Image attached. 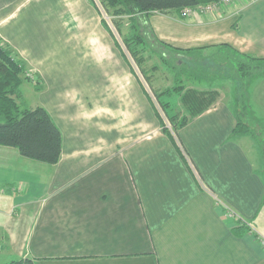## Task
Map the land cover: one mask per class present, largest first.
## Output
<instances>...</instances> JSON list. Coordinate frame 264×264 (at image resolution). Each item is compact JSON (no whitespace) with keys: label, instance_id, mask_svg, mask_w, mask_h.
<instances>
[{"label":"crops","instance_id":"0c3cea01","mask_svg":"<svg viewBox=\"0 0 264 264\" xmlns=\"http://www.w3.org/2000/svg\"><path fill=\"white\" fill-rule=\"evenodd\" d=\"M101 14L91 0H0V38L39 74L34 107L63 140L56 164L0 145V263L264 264V156L234 131V87L213 85L223 98L172 138ZM145 16L172 47L264 58V0ZM252 84L264 126V76Z\"/></svg>","mask_w":264,"mask_h":264},{"label":"trees","instance_id":"16d2710c","mask_svg":"<svg viewBox=\"0 0 264 264\" xmlns=\"http://www.w3.org/2000/svg\"><path fill=\"white\" fill-rule=\"evenodd\" d=\"M218 1L220 0H101V3L110 12L111 8L114 9V15L130 16V21L133 23L132 28L136 29V18L141 14L149 15L153 12L165 14L170 11L180 14L183 9ZM91 2L96 4L93 0ZM103 24L111 32L105 20H103ZM111 35L114 36L113 32ZM114 40L118 46L117 40ZM153 41L184 57V60L177 56L167 59L163 54L160 55L161 60L170 66L176 75L179 84L155 93L160 107L166 112L177 132L191 120L215 106L221 98V93L212 88L213 85H216L220 80L230 79L233 81L235 96L237 95L238 99L236 100L238 118L234 131L254 137L258 136L250 125L253 120L248 116V86L251 80L264 76V58L239 53L227 45L216 49L210 55H204L205 48H175L156 37H153L152 43ZM123 42L137 62L142 64L143 58L139 55H142L143 49H148L150 46L149 39L147 40L136 33L132 37L124 38ZM139 47L143 52L137 51ZM124 58L128 63L127 57L124 56ZM131 69L135 74L132 66ZM32 71L17 51L0 38V145L17 148L25 158L56 164L62 153L63 140L60 128L43 106L23 107V85L25 82H33L37 92L44 89V84L38 73H33L34 79L30 78L29 73ZM146 78L149 79L148 76ZM185 80H190L196 85L206 86L208 89L186 90L183 84ZM174 96L180 97L185 110L188 112L187 116L180 120L181 122L178 121L181 113H175L174 108L171 109V100L166 101L164 99V97L171 99ZM151 102H153L152 99ZM156 113L161 121L162 130L173 138L172 132L165 126V121L159 112L156 111ZM244 117L249 120H244ZM247 225V223L238 225L234 229L235 233L241 234ZM6 264L36 263L34 259L25 256L13 258Z\"/></svg>","mask_w":264,"mask_h":264},{"label":"rangeland","instance_id":"374dc122","mask_svg":"<svg viewBox=\"0 0 264 264\" xmlns=\"http://www.w3.org/2000/svg\"><path fill=\"white\" fill-rule=\"evenodd\" d=\"M93 1L101 9L102 19L105 20V22L109 25L111 32H113V35H114L113 38L117 40L119 50L128 59V65H130V67L132 66V68L135 71V75H138L141 78L142 83L144 84V86L149 91L150 97L153 101V106L155 107L154 109H156V111L159 112L160 116L165 121V126L168 129H170V131L173 134H177V131L173 127L172 123L170 122L169 117L167 116L166 112L160 107V104L157 100L155 93L157 91H159V92L165 91L166 89L174 87V86L179 84L177 82L176 75H174L170 66L166 65V63L161 60L160 55L163 54V56L166 57L167 59L172 58V56H175V57L177 56L178 58L184 60V57L176 54L170 48L161 46L156 41H153V43H152L153 37H156V38H158V37L156 36V33L153 32L151 30V28H149L148 18L144 14H141L136 18V20H137V22H136V29L137 30H136L135 28L134 29L132 28L133 23L130 21V16L114 15L113 14L114 9L111 8V12L106 10L104 8L103 4L101 3V0H93ZM210 3H212V2H210ZM234 3H235V0L231 1L230 5H227V6L229 7V6L233 5ZM208 4L209 3L201 4V5L192 7L193 12H190L188 14L184 13V9L181 11L180 14L175 12V11H170V12L165 13V14L171 16L172 18H176V19L187 18L189 16H201V15L209 14V12L201 11L204 7L206 8L208 6ZM227 6H224V7H227ZM155 13H159V12H155ZM161 14H164V13H161ZM136 33L145 37L147 40L149 39V41H150V43H149L150 46L148 47V49H146V48L143 49L144 52L140 50V47L137 48V51L140 50V52H143L142 55L141 54L139 55V57L143 58L142 64H139L137 62V60L132 56L130 50L125 46V44L123 42L124 38L132 37ZM134 47H136V46H134ZM212 52H214V50L204 51V53L203 52L202 53L204 55H210ZM33 73H36V72L32 71L31 73H29L31 79L32 78L34 79ZM215 75H218V74H215ZM146 76H148L149 79H147ZM214 77H216V76H214ZM221 77L224 78V76H222V75H221ZM225 79H227V78H225ZM183 84H184V87L186 90L187 89H198V90H207L208 89L206 86L196 85V84H194V82H192V81L190 82V80H185ZM216 84H218L220 86L223 84H226V86L228 85V87H229V92L232 91L233 81L230 79L222 80V81L220 80V82L218 81V83H216ZM253 84L250 85V87L248 86V93L251 92ZM30 87L33 89L32 92L29 90ZM215 89H216V87H215ZM35 91H36L35 87L32 85V83L25 82V84L23 86V93H24L23 107L24 108H33L34 105L37 104L39 94L37 93V91L36 92ZM219 92H220V90H219ZM221 96H222L221 97V99H222L223 95L221 94ZM236 96L234 95L235 101L238 100ZM164 99L166 101L171 100L170 101L171 102V109L174 108L175 113H179V112L181 113L180 118L178 119V121L181 122L180 120H183V117L187 116L188 112L185 110L184 105H183L182 101L180 100V97L174 96L171 99L164 97ZM225 99L230 101V102L233 101L230 94H228L225 97ZM249 109H250V106H249L248 110ZM248 116L251 119H252V116H254L252 109L250 112H248ZM243 119L246 121L249 120L247 117H244ZM252 120H253V123H250V125L252 127V130H254V132L256 134H258V136L256 138L260 140L258 143H259V146L261 147V152H263V156H264V126H263V124L257 123V121H255L254 119H252ZM0 264H2V263H0Z\"/></svg>","mask_w":264,"mask_h":264},{"label":"built area","instance_id":"2783aa9c","mask_svg":"<svg viewBox=\"0 0 264 264\" xmlns=\"http://www.w3.org/2000/svg\"><path fill=\"white\" fill-rule=\"evenodd\" d=\"M231 1H234V0H220L218 2H212V3H209L206 8L204 7L201 11L214 13V12L218 11L219 9L223 8L224 6L230 5ZM190 12H193L192 8L184 9L185 14H188ZM259 237L261 238L262 243L264 245V237H261V236H259Z\"/></svg>","mask_w":264,"mask_h":264}]
</instances>
